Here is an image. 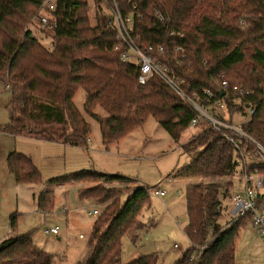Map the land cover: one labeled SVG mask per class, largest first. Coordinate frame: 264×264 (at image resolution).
I'll list each match as a JSON object with an SVG mask.
<instances>
[{
	"label": "trees",
	"instance_id": "16d2710c",
	"mask_svg": "<svg viewBox=\"0 0 264 264\" xmlns=\"http://www.w3.org/2000/svg\"><path fill=\"white\" fill-rule=\"evenodd\" d=\"M114 1L123 15H133L134 32L141 37L142 46L146 51L154 48V58L170 68L188 96L202 97L205 89L216 92L229 111L230 123L235 116L245 117L247 110H253L241 128L264 146V0ZM114 1L57 0L44 29L51 28L54 50L50 51L27 27L38 20L44 0H0V81L12 95L10 122L0 127L1 133L71 147L86 145L89 125L73 102L81 88L86 93L85 111L99 121L105 145L141 128L148 117L160 123L175 142L180 141L196 114L160 78L153 76L141 86L139 65L121 60V52L115 51L117 31L105 8H113ZM91 4L96 8L94 25L89 16ZM160 46L163 56L156 52ZM223 82L239 91L220 94ZM97 108L107 116L95 114ZM228 135L238 139L230 132L218 133L205 126L182 146L191 163L172 177L205 182L187 188L185 233L191 247L175 264L237 263V238L250 226L251 217L221 223L222 201L231 197L232 179L243 165L240 154L227 141ZM248 154V171L258 169L264 174V165L252 151ZM7 163L18 185L41 182L28 156L11 153ZM125 180L90 171L51 183ZM52 195L48 191L41 194L42 211L52 205ZM124 195L127 199L122 204ZM80 196L103 210L94 224L87 255L78 264H120L123 239L129 235L136 243L148 229L140 216L150 202L149 188H89L81 190ZM263 203L264 195H259L258 206ZM15 227L12 218L11 230ZM157 260L145 256L129 264H157ZM53 261L52 254L35 246L31 234L12 232L0 242V264Z\"/></svg>",
	"mask_w": 264,
	"mask_h": 264
},
{
	"label": "rangeland",
	"instance_id": "374dc122",
	"mask_svg": "<svg viewBox=\"0 0 264 264\" xmlns=\"http://www.w3.org/2000/svg\"><path fill=\"white\" fill-rule=\"evenodd\" d=\"M105 8L109 11L108 7ZM95 13L96 8L91 4L89 16L93 25ZM27 27L43 47L54 50L50 30L45 31L35 19ZM85 101V90L80 88L73 102L88 123L90 136L87 144L82 147L0 132V242L12 232L17 236L31 234L36 247L54 256L53 264H78L87 255L97 221V217L91 216L90 212L94 208L100 213L103 210L92 200H81V190L147 186L151 197L149 205L143 209L140 221L148 229L136 243H133L129 235L123 239L120 264H129L145 256L157 257V264H175L191 247L185 233L188 223L187 188L204 184L205 181L174 178L172 174L191 163V158L184 154L182 146L198 135L204 126H191L177 143L160 123L153 117H148L141 128L118 142L105 145L99 121L86 113ZM11 102V92L0 81V127L10 122ZM94 113L107 116L101 108L95 109ZM249 120V113L246 117L234 118V122L238 124ZM11 153L28 156L41 182L18 185L7 166V157ZM241 168L242 166L238 167L232 179L234 186L231 196L242 192ZM90 171L128 180L111 184L51 183L55 179ZM47 191L53 193V198L52 205L44 212L40 209L39 200L41 194ZM160 192H164L166 196L159 197ZM262 192L264 193V188ZM126 199L127 195H124L121 203H125ZM222 202L224 211L221 223L225 225L232 217L233 201L229 197ZM12 218L16 222L14 231L11 230ZM52 229H57L58 234H46L47 230ZM175 246L179 248L176 249ZM237 247L236 264H264V242L251 226L241 230Z\"/></svg>",
	"mask_w": 264,
	"mask_h": 264
},
{
	"label": "built area",
	"instance_id": "2783aa9c",
	"mask_svg": "<svg viewBox=\"0 0 264 264\" xmlns=\"http://www.w3.org/2000/svg\"><path fill=\"white\" fill-rule=\"evenodd\" d=\"M113 3V8L108 7V13L110 12L109 14L112 16L111 25L115 31H117V44L115 51L121 52V60L124 63L139 65V84L145 86L153 76L160 78V80L163 81L174 93L186 101L195 112L196 116L191 122L192 127L206 126L212 131L218 133L230 132L238 137V139L235 140V137L227 136V141H229V143L236 149V152L240 154L245 167L244 170L243 165L241 168L240 184L243 187L242 192L231 196L233 202L230 222H238L247 218L249 215L251 217L250 226L264 242V203L258 206L259 195H264L262 192L264 188V174H261L258 169L249 172L246 168L247 162L245 161L246 159L251 158V155L248 153L252 151L255 158L264 165V146L242 130V123L238 124V122H234V119L232 123L228 122L229 111L226 109L222 98L220 99L216 92L205 89L202 92V97L200 95L188 96L182 88L183 83L174 76V73L170 68L167 65L160 63L157 58H154L151 53L154 48L151 47L148 49L149 51H146V47L142 46L141 37L134 32L135 21L133 15H123L115 1ZM56 7L57 0H44L40 12L41 14L37 20L38 24L41 25L43 29H47L46 27L49 24V14L54 12ZM51 27H53V25ZM48 30L51 31V28H48ZM157 48L156 52L163 56V47L160 46ZM177 52H181V49H178ZM176 63L180 64L179 61H176ZM230 90L231 92L239 91L238 87L230 89L227 82H223L218 92L230 96ZM222 112H225V114L223 115ZM246 113H249L251 117L255 112L253 110H247ZM226 115H228V117H226ZM242 144L247 147V150H243ZM158 196L164 197L165 193L160 192L158 193ZM92 211L93 212H90L91 216L98 217L100 215L98 209L94 208ZM46 234L57 235L58 230H47ZM175 248L178 249L179 247L175 246Z\"/></svg>",
	"mask_w": 264,
	"mask_h": 264
},
{
	"label": "crops",
	"instance_id": "0c3cea01",
	"mask_svg": "<svg viewBox=\"0 0 264 264\" xmlns=\"http://www.w3.org/2000/svg\"><path fill=\"white\" fill-rule=\"evenodd\" d=\"M165 196H166V194H165Z\"/></svg>",
	"mask_w": 264,
	"mask_h": 264
}]
</instances>
